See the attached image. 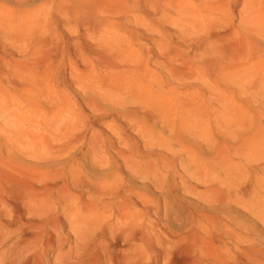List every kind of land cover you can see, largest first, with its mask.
Returning <instances> with one entry per match:
<instances>
[{"label": "bare ground", "instance_id": "obj_1", "mask_svg": "<svg viewBox=\"0 0 264 264\" xmlns=\"http://www.w3.org/2000/svg\"><path fill=\"white\" fill-rule=\"evenodd\" d=\"M81 1L84 10L99 7L93 0ZM132 1L141 16L158 18L168 26L161 31L168 43L158 54L141 46L143 56L152 57L158 67L166 68L177 78L198 72L218 77L228 85L231 94L229 99L223 94L208 97L201 93L195 102L178 100V104L156 95L142 97L148 84L153 85L155 80L142 57H133L128 64L114 67L122 74H130L123 81L125 85L130 82V99L138 100L148 109L138 120L144 124L156 120L164 126L171 121V110L178 106L182 111L180 116L174 114L175 120L182 122L183 115L186 119L193 117L194 135L203 136V124L211 116L212 105L221 104L223 111L219 117L230 124L234 121L237 135L217 139L208 147V153L188 147V155L197 170L190 178L197 184L183 185L198 206L189 201L176 203L179 213L185 214L186 227L179 229H174L168 219L161 218L157 201L146 198L144 182L143 186H132L118 165L111 170L101 156H98V167L103 176L113 179L110 183L74 165L67 170L39 168L38 161L30 160L34 158L28 152L21 157L12 156L8 160L14 164L13 168L7 171L4 164L5 171L0 172V264H264V237L258 242L253 236L254 223L259 221L264 225L262 116L258 110L246 106L248 115L234 103V99H241L243 95L264 101V0H244L235 24L231 8L237 0ZM130 37L132 42L147 39V35L139 31H130ZM175 40L203 46L205 53L198 63H193L184 53L176 55ZM111 47L122 50L119 46ZM174 57L179 63L177 66L168 64ZM170 140L181 147L188 144L177 132ZM89 143L93 151L97 150L96 143ZM230 153L242 157L245 163L230 166ZM93 157L95 161L96 155ZM116 157L126 175L139 181L149 180L155 189L163 188V180H167L170 173L146 169L131 152L117 150ZM212 160L225 170L224 175L228 177L225 184L221 181L218 185L210 184L204 179L208 170L206 164ZM164 164L169 168L171 161ZM33 165L38 168L37 176L27 174V169ZM235 166L248 175L243 184L230 180L236 176L235 171L230 170ZM172 183L168 181L169 185ZM174 199L175 196L173 202ZM15 234L18 237L14 240ZM9 240H14V244L2 250ZM227 244H233L234 250L224 248Z\"/></svg>", "mask_w": 264, "mask_h": 264}, {"label": "rangeland", "instance_id": "obj_2", "mask_svg": "<svg viewBox=\"0 0 264 264\" xmlns=\"http://www.w3.org/2000/svg\"><path fill=\"white\" fill-rule=\"evenodd\" d=\"M93 1L99 7L91 11L84 10L81 0H0V172L13 168L14 164L9 161L12 156L21 157L28 152L34 158L29 159L37 160L39 168L44 166L55 170L63 167L67 170L74 165L82 172L102 176L110 183L113 179L103 176L98 167V156H101L111 170L118 165L132 186L139 187L144 182L146 198L161 206V218L168 219L174 229L184 228L185 214L179 213L176 203L187 204L189 201V204L198 206L183 185L197 184L190 178L197 170L188 155V147L194 146L208 153V147L217 139L237 135L234 121L230 124L221 120L219 113L223 108L220 104L212 105L211 116L202 123L205 128L203 136L194 135L193 117L186 119L183 115L182 122L175 120L182 111L178 106L171 110L168 124L163 126L156 120L144 124L138 118L148 112L147 107L145 109L141 102L130 99V82L127 85L123 82L130 74H122L115 67L128 64L133 57H142L155 80L153 85L148 84L142 97L156 95L169 103L178 104V100L195 102L201 93L208 97L223 94L230 99L228 85L208 73L198 72L197 75L177 78L166 68L158 67L152 57L143 56L140 48L148 47L158 54L159 49L168 43L167 37L161 33L162 28L168 29V26L158 18L141 16L132 0ZM243 2L237 0L231 8L234 24L238 22L237 11ZM130 31L143 32L147 39L132 42ZM27 32L31 35L26 36ZM33 34L36 36L31 37ZM111 46L127 49L122 52ZM173 46L176 55L184 53L193 63H198L205 53L203 46H194L188 41L180 43L175 40ZM168 64L177 66L179 63L174 57ZM251 98L243 95L241 99H234V103L248 115L250 112L246 106L258 110L262 116L260 128L264 129V101L258 97L253 103ZM175 132L188 144L181 147L172 143L170 138ZM89 141L96 143L97 150H92ZM63 149L66 150L61 152ZM117 150L138 156L146 169L163 174L170 172L167 180H163V188L155 189L149 180L139 181L126 175L123 164L116 157ZM229 155L230 166L245 163L242 157L233 153ZM166 161H171L169 168L164 164ZM37 167L31 166L27 174L37 176ZM206 167L204 179L210 184L227 182L223 167L213 160ZM230 170L236 174L230 177L232 182L243 184L248 180L247 173L236 166ZM168 181L173 183L169 185ZM254 231L253 236L259 242L264 237V225L256 221ZM17 237L15 234L12 239ZM14 240H9L2 250H7ZM224 248L234 250L233 244Z\"/></svg>", "mask_w": 264, "mask_h": 264}]
</instances>
